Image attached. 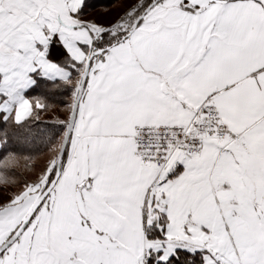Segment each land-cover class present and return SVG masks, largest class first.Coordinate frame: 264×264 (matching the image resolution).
Here are the masks:
<instances>
[{"label":"snow or ice","instance_id":"6c2138e0","mask_svg":"<svg viewBox=\"0 0 264 264\" xmlns=\"http://www.w3.org/2000/svg\"><path fill=\"white\" fill-rule=\"evenodd\" d=\"M107 12L0 0V264H264V0Z\"/></svg>","mask_w":264,"mask_h":264},{"label":"trees","instance_id":"16d2710c","mask_svg":"<svg viewBox=\"0 0 264 264\" xmlns=\"http://www.w3.org/2000/svg\"><path fill=\"white\" fill-rule=\"evenodd\" d=\"M94 2L97 4V11L107 8L108 12L105 14L108 15L110 12H112L113 6L117 2V0H94ZM33 95L46 97L47 102L53 105V107L49 108L47 111L42 112L39 123L41 127H47L50 130H54L56 127L57 111L68 102L67 95L62 91L56 92L49 90V88L45 86L37 89L36 92L33 93ZM43 116H51V119H42Z\"/></svg>","mask_w":264,"mask_h":264},{"label":"rangeland","instance_id":"374dc122","mask_svg":"<svg viewBox=\"0 0 264 264\" xmlns=\"http://www.w3.org/2000/svg\"><path fill=\"white\" fill-rule=\"evenodd\" d=\"M111 14H112V12H110L108 15L110 16ZM105 15H107V14H105ZM56 116H57V118H60V119L64 118V109H63V107L61 109H58ZM50 117L49 116H43L42 119H46V118L51 119Z\"/></svg>","mask_w":264,"mask_h":264}]
</instances>
